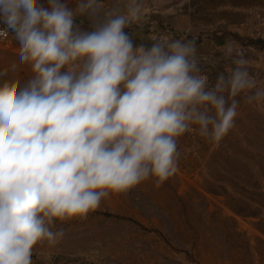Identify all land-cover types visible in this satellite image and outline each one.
<instances>
[{
    "label": "clouds",
    "instance_id": "9594fccd",
    "mask_svg": "<svg viewBox=\"0 0 264 264\" xmlns=\"http://www.w3.org/2000/svg\"><path fill=\"white\" fill-rule=\"evenodd\" d=\"M140 10L139 0L122 11H105L101 0L75 9L0 0L3 30L32 73L23 83L0 79V264H33L35 245L63 236L52 230L57 221L85 218L150 179L160 187L178 170L186 133L218 143L235 126V97L255 83L242 54L210 86L194 40L136 44L126 28Z\"/></svg>",
    "mask_w": 264,
    "mask_h": 264
},
{
    "label": "rangeland",
    "instance_id": "374dc122",
    "mask_svg": "<svg viewBox=\"0 0 264 264\" xmlns=\"http://www.w3.org/2000/svg\"><path fill=\"white\" fill-rule=\"evenodd\" d=\"M65 2L75 9L77 0ZM125 3L101 0V7L122 11ZM139 4V19L126 28L136 44L194 40L210 86L219 73L231 74L240 53L254 87L235 97V126L221 141L186 133L174 176L160 187L150 179L103 200L85 218L57 221L52 230L63 236L35 245L33 264H264V99L249 100L264 92V0ZM77 23L91 28L87 16ZM18 51L14 34L0 40V71L8 70L0 79L23 83L31 76Z\"/></svg>",
    "mask_w": 264,
    "mask_h": 264
},
{
    "label": "built area",
    "instance_id": "2783aa9c",
    "mask_svg": "<svg viewBox=\"0 0 264 264\" xmlns=\"http://www.w3.org/2000/svg\"><path fill=\"white\" fill-rule=\"evenodd\" d=\"M3 29H4V25H2L0 23V40L6 41V40H8L11 37V33L10 32H6Z\"/></svg>",
    "mask_w": 264,
    "mask_h": 264
}]
</instances>
